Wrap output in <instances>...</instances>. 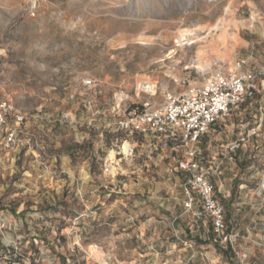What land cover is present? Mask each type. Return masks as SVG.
<instances>
[{
    "label": "rangeland",
    "instance_id": "rangeland-1",
    "mask_svg": "<svg viewBox=\"0 0 264 264\" xmlns=\"http://www.w3.org/2000/svg\"><path fill=\"white\" fill-rule=\"evenodd\" d=\"M254 68L264 0H0V101L25 116L14 143L0 130V264H264L261 82L202 143L234 248L188 205L171 154L118 128L183 78Z\"/></svg>",
    "mask_w": 264,
    "mask_h": 264
},
{
    "label": "built area",
    "instance_id": "built-area-1",
    "mask_svg": "<svg viewBox=\"0 0 264 264\" xmlns=\"http://www.w3.org/2000/svg\"><path fill=\"white\" fill-rule=\"evenodd\" d=\"M259 82L264 87V68L246 72L231 69L209 75L202 81L186 77L180 82L183 89L167 92L159 103L146 102L126 109L125 117L118 123L120 130L143 138L149 156L160 151L171 154L175 170L184 176L182 186L188 205H192L195 196L199 198L201 212L211 220L214 234L227 245L233 244V235L227 232L225 209L211 180V168L203 164L202 141L217 125L252 103ZM87 84L92 81L88 80ZM144 89L151 88L144 86ZM118 107L121 108V103ZM260 109L263 115L264 107ZM12 118L17 127L10 124ZM24 119L7 101H0V130L5 132L8 145L16 141L18 127ZM252 133L258 134L257 129ZM249 135L250 131L240 133L227 144V151L235 153L241 149ZM118 154L125 158L135 156L136 148L125 141L118 147ZM235 253L239 263L245 264L248 254L236 250Z\"/></svg>",
    "mask_w": 264,
    "mask_h": 264
},
{
    "label": "crops",
    "instance_id": "crops-1",
    "mask_svg": "<svg viewBox=\"0 0 264 264\" xmlns=\"http://www.w3.org/2000/svg\"><path fill=\"white\" fill-rule=\"evenodd\" d=\"M208 136H209V135H208ZM206 138H207V136L203 138V141H205V140H206ZM203 141H202V143H203ZM217 168H218V167H217ZM216 191H217V190H216Z\"/></svg>",
    "mask_w": 264,
    "mask_h": 264
},
{
    "label": "trees",
    "instance_id": "trees-1",
    "mask_svg": "<svg viewBox=\"0 0 264 264\" xmlns=\"http://www.w3.org/2000/svg\"><path fill=\"white\" fill-rule=\"evenodd\" d=\"M221 251H222L223 253H226V251H224V250H222V249H221Z\"/></svg>",
    "mask_w": 264,
    "mask_h": 264
}]
</instances>
